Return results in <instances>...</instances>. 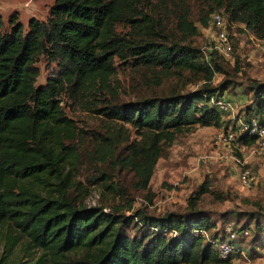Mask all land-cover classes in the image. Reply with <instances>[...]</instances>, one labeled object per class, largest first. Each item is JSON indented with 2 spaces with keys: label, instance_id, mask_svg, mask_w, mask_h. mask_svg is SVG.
<instances>
[{
  "label": "trees",
  "instance_id": "1",
  "mask_svg": "<svg viewBox=\"0 0 264 264\" xmlns=\"http://www.w3.org/2000/svg\"><path fill=\"white\" fill-rule=\"evenodd\" d=\"M205 1L209 21L212 12L222 9L229 21L264 37V0ZM168 4L173 6V37L163 34L157 15ZM181 4L53 0L47 17L30 18L26 29L15 14L8 17V29L0 18V264H231V255L220 259L216 253L222 238L209 233L210 217L194 208L207 184L188 197L185 213L159 217L106 212L80 205L68 194L65 168L71 160L64 151H71V145L64 142L76 136V126L65 115L60 95L78 101L96 91L111 92L108 80L116 60L165 73L199 71L207 81L220 70L211 58L215 52L203 54L188 41L198 28L186 19ZM40 56L53 67L43 83L35 84ZM221 86L91 109L106 121L103 133L93 134L96 160L131 171L135 187L146 189L162 144L176 132L229 123L216 105L223 99ZM251 91L255 102L246 105L242 119L264 108L260 86ZM235 120L232 132H237ZM234 142L250 145L254 137L237 133ZM258 208L252 214L255 234L264 220V206ZM21 258L27 259L23 263Z\"/></svg>",
  "mask_w": 264,
  "mask_h": 264
},
{
  "label": "rangeland",
  "instance_id": "2",
  "mask_svg": "<svg viewBox=\"0 0 264 264\" xmlns=\"http://www.w3.org/2000/svg\"><path fill=\"white\" fill-rule=\"evenodd\" d=\"M52 1L0 0L2 28L8 29L7 20L11 14L16 15L24 29L30 18L44 20ZM181 2L186 19L198 28L188 41L203 54L215 52L211 58L220 70L207 81L205 74L199 71L184 69L165 73L158 68L135 69L116 60L114 74L108 80L111 92L96 91L78 101L60 95L65 115L76 126V136L64 142L65 146L71 145V151L64 152L74 157L66 156L71 160L65 168L71 183L69 198L80 205L102 207L106 212L117 210L126 216L142 213L159 217L169 212L185 213L188 197L207 184V192L199 195L194 208L210 217L211 236L215 233L224 239L228 229L236 232L240 228L247 229L246 234L237 235L232 242L231 264H264V220H261L262 231L255 234L252 219V214L260 210L258 207L264 206V153L254 144L224 143L217 139L221 132L231 131L237 117H243L246 105L255 102L252 86L259 85L264 93V37L257 38L243 24L229 21L219 9L231 44V51L223 54L214 47L215 31L207 13L208 2ZM167 7L164 12H158V21L163 34L173 37V6L168 4ZM200 18L204 19V24ZM117 30L123 32L125 28L118 26ZM35 65L38 68L35 84L43 83L53 64L40 56ZM221 84V100L230 107L222 118L229 123L221 127L194 125L176 132L170 142L162 144L146 189L135 187L131 171L114 169L96 160L93 134L103 133L106 121L91 109L143 97L188 93L203 85L216 88ZM246 168L253 177L249 185L241 184L238 177L239 171ZM136 220L138 217L133 221ZM21 259L24 263L27 258Z\"/></svg>",
  "mask_w": 264,
  "mask_h": 264
},
{
  "label": "built area",
  "instance_id": "3",
  "mask_svg": "<svg viewBox=\"0 0 264 264\" xmlns=\"http://www.w3.org/2000/svg\"><path fill=\"white\" fill-rule=\"evenodd\" d=\"M210 24L212 25L215 33L216 45L214 46L218 51L223 54H228L231 51L230 39L226 33V25L223 16L219 12H212L210 16ZM218 109L221 111L228 110L229 105L223 100L216 101ZM237 132L224 131L221 132L217 139L224 143H235V135L238 133H245L254 137V145L260 149L261 153H264V108L261 109L257 115H249L245 119L237 120ZM236 133V134H235ZM239 181L243 185H249L253 177L248 168L241 169L238 173ZM247 229H242L236 232L234 229L227 230L226 238L217 241L215 249L220 259H225L231 255L233 250L232 240L239 234H246Z\"/></svg>",
  "mask_w": 264,
  "mask_h": 264
}]
</instances>
